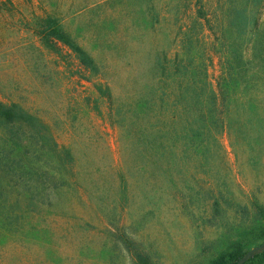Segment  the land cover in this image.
Returning <instances> with one entry per match:
<instances>
[{
	"label": "rangeland",
	"instance_id": "obj_1",
	"mask_svg": "<svg viewBox=\"0 0 264 264\" xmlns=\"http://www.w3.org/2000/svg\"><path fill=\"white\" fill-rule=\"evenodd\" d=\"M14 1L21 15H0V103L26 122L6 136L0 120V177L57 188L3 194L0 264H212L237 249L258 264L264 97L239 98L219 134L186 84L169 68L160 78L162 54L185 57L184 35L213 41L195 0H33L36 15ZM46 17L89 67L42 45Z\"/></svg>",
	"mask_w": 264,
	"mask_h": 264
},
{
	"label": "trees",
	"instance_id": "obj_2",
	"mask_svg": "<svg viewBox=\"0 0 264 264\" xmlns=\"http://www.w3.org/2000/svg\"><path fill=\"white\" fill-rule=\"evenodd\" d=\"M24 5L30 11L28 15H36L33 0H24ZM19 7L14 0H0V15H21ZM194 7L198 8L199 14L194 23L199 26L201 34L207 30L213 41L206 46L203 35L197 39L195 35H184L181 45L185 57L176 56L171 60L166 53L162 54L163 59L158 62V68L162 70L160 78L167 79L164 75L169 68L170 78L186 84L185 91H191L198 98L203 125H210L222 134L225 121L239 98L243 95L251 98L254 94L264 97V0H230L225 3L208 0L203 4L195 0ZM42 12V15H47ZM33 33L44 47L53 46L61 50V45L66 46L83 67L91 64L81 47L52 17L42 19ZM197 40L202 46L199 52L194 53L193 45L198 43ZM0 120L3 124L12 125L10 129L5 127L6 136H17L26 116L15 104L7 106L0 103ZM11 178L0 177V198L12 190H20L17 196L23 198L28 193L45 195L57 188V182L52 178L33 180L34 177H21L14 183L9 181ZM248 253L237 249L228 253L227 259L221 256L212 264H246L243 258ZM256 258H259L258 264L264 262V251Z\"/></svg>",
	"mask_w": 264,
	"mask_h": 264
}]
</instances>
